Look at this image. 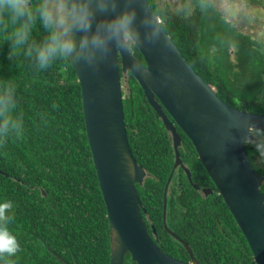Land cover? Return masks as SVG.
Masks as SVG:
<instances>
[{
	"label": "trees",
	"instance_id": "obj_1",
	"mask_svg": "<svg viewBox=\"0 0 264 264\" xmlns=\"http://www.w3.org/2000/svg\"><path fill=\"white\" fill-rule=\"evenodd\" d=\"M167 33L195 70L225 101L264 114V42L242 31L216 4L201 10L200 0H148ZM264 10V0H240ZM40 3L42 0H33ZM192 6L184 16V5ZM42 35L37 27L33 38ZM6 34L0 32V76L15 82L25 120L22 139L0 143V198L11 199L15 217L10 227L21 244L16 264H110L111 234L107 206L88 141L82 90L70 60L57 61L39 72L24 57L11 63ZM136 57L145 63L135 48ZM125 121L129 141L147 175L137 184L145 223L162 249L189 260L180 241L165 230L166 183L173 170L172 135L149 103L131 71L123 73ZM2 82V81H0ZM43 117V119H42ZM180 148L196 182L207 175L191 139ZM259 136H264L258 131ZM255 168L254 148L246 145ZM167 191V221L203 264H257L253 251L223 197L201 194L182 171ZM208 180L212 182L207 175ZM178 188H174L175 185ZM264 192V183L261 186ZM153 225L157 230L154 234ZM177 248H169V241ZM164 244V246H163ZM170 245V244H168ZM175 255V254H174ZM125 264H138L127 253Z\"/></svg>",
	"mask_w": 264,
	"mask_h": 264
},
{
	"label": "water",
	"instance_id": "obj_2",
	"mask_svg": "<svg viewBox=\"0 0 264 264\" xmlns=\"http://www.w3.org/2000/svg\"><path fill=\"white\" fill-rule=\"evenodd\" d=\"M145 6L151 8L163 28L164 40L141 47L129 40L127 49L116 47L94 69L70 59L81 84L88 141L107 206L112 243L110 264H125L127 253L138 264H203L191 246L166 223V230L184 245L191 259L185 261L165 252L145 223L142 211L146 209L137 184H143L147 172L133 153L125 121L122 74L128 71L139 81L149 103L171 132L176 155L174 168L182 166L192 181L191 172L181 159L182 135L178 125L193 142L246 237L256 263L264 264V192L260 183L264 175L256 170L243 143L249 124L256 125L250 129L252 135L254 130L264 132V114L243 111L219 96L183 55L148 0ZM135 48L145 63L136 57ZM196 188L203 189L198 185ZM203 190L206 195L213 192ZM153 231L157 234L154 225Z\"/></svg>",
	"mask_w": 264,
	"mask_h": 264
},
{
	"label": "clouds",
	"instance_id": "obj_3",
	"mask_svg": "<svg viewBox=\"0 0 264 264\" xmlns=\"http://www.w3.org/2000/svg\"><path fill=\"white\" fill-rule=\"evenodd\" d=\"M145 5L146 0H0V32L7 36L3 41L9 44L7 58L15 64L22 56L39 72L65 58L94 69L116 47L127 49L129 40L140 47L164 40L163 28ZM196 7L203 11L211 5L200 0ZM192 10L190 4L184 5L180 14L188 16ZM37 27L42 35L34 39ZM0 81V143H6L9 138L22 139L26 129L15 82L3 76ZM252 127L256 125H248L243 143L254 148L257 163L264 166V136L252 135ZM14 217V202L0 198V264H16L14 258L21 251L10 227Z\"/></svg>",
	"mask_w": 264,
	"mask_h": 264
},
{
	"label": "rangeland",
	"instance_id": "obj_4",
	"mask_svg": "<svg viewBox=\"0 0 264 264\" xmlns=\"http://www.w3.org/2000/svg\"><path fill=\"white\" fill-rule=\"evenodd\" d=\"M173 1V0H170ZM181 6L183 0H174ZM191 3V0H189ZM229 19L235 21L238 27L264 42V10L257 7H248L240 0H212ZM124 86V85H123Z\"/></svg>",
	"mask_w": 264,
	"mask_h": 264
},
{
	"label": "flooded vegetation",
	"instance_id": "obj_5",
	"mask_svg": "<svg viewBox=\"0 0 264 264\" xmlns=\"http://www.w3.org/2000/svg\"><path fill=\"white\" fill-rule=\"evenodd\" d=\"M227 102V101H226ZM230 104V103H229ZM231 105V104H230ZM232 106H234V105H232ZM234 107H237V106H234ZM237 108H239V107H237ZM239 109H241V108H239ZM241 110H243V111H249L248 109H241ZM249 112H252V111H249ZM171 117V116H170ZM172 119V118H171ZM178 130V129H177ZM261 132V131H260ZM171 133V132H170ZM253 133H254V136H259L258 135V130H254L253 131ZM264 133V132H263ZM182 145H183V136H182V142H181V145H180V148L182 147ZM195 147V146H194ZM196 149V148H195ZM180 153H181V149H180ZM196 153H197V156H198V158L200 159V157H199V154H198V152L196 151ZM189 157H194V153H192L191 155H188L187 154V152L185 151V150H183V153H181V159H182V162H183V164L186 166V168H189V170H190V172H191V169H190V167L188 166V163L186 162V159L188 160L189 159ZM200 161H201V163H202V165H203V162H202V160L200 159ZM175 162H176V155H175V157H174V162H173V170H172V172H171V174L173 173V175H172V178L169 180L168 179V181H167V183H166V186H167V184H169L168 185V189H167V191L169 192L170 191V184L172 183V182H174V181H179V183L181 182L182 183V181H183V179H182V177H181V173H182V171L186 174V176L188 177V179H189V181H190V183L196 188V185H198L200 188H203V189H211V190H213V192L212 193H209V195H206V192L203 190V189H198V188H196L197 190H199L200 191V193L201 194H204L205 196H210V195H212V194H214V193H218V194H220L219 193V190L217 189V187H216V185H215V183L213 182V180H212V182L211 181H209L208 180V177H207V175L210 177V175H209V173H208V171H207V169L205 168V170H206V173H207V175H204L203 177H204V180H199V181H202V182H196L195 180H194V177H193V173L191 172V176H192V181L190 180V178H189V176H188V174H187V172L185 171V169L184 168H182V166H178V167H176V168H174V164H175ZM204 166V165H203ZM257 170V169H256ZM258 171V170H257ZM259 172V171H258ZM170 178V177H169ZM211 178V177H210ZM178 188L179 187V185H175L174 186V188ZM167 205H168V202H167ZM164 210H165V208H164ZM163 220H164V227H165V223H166V225L169 227V228H171L170 227V225L168 224V221H167V209H166V215L164 216V211H163ZM172 229V228H171ZM149 230V229H148ZM165 230H166V228H165ZM173 230V229H172ZM167 231V230H166ZM174 231V230H173ZM168 232V231H167ZM169 233V232H168ZM155 234V233H154ZM170 234V233H169ZM177 234V233H176ZM155 235H157V234H155ZM171 235V234H170ZM171 237L172 238H174L172 235H171ZM155 240L157 239V236L156 237H153ZM176 241H177V239L176 238H174ZM168 244H170V245H168ZM160 246V245H159ZM163 246H164V244H163ZM165 246H168L169 248H174V247H176L177 248V244L176 243H172V241L170 240L168 243H165ZM164 250V249H163ZM165 251V250H164ZM165 252H167V251H165ZM167 253H169V254H171V255H173L174 257H176L177 258V255H176V253H177V251H174L173 249H172V253L171 252H167ZM189 253V252H188ZM175 254V255H174ZM195 254V253H194ZM196 256V255H195ZM189 257H190V254H189ZM191 259V258H190ZM189 259V260H190ZM183 260V259H182ZM189 260H185V261H189Z\"/></svg>",
	"mask_w": 264,
	"mask_h": 264
}]
</instances>
